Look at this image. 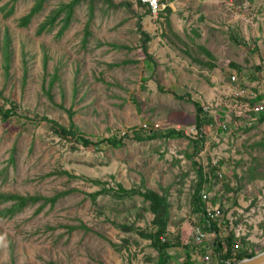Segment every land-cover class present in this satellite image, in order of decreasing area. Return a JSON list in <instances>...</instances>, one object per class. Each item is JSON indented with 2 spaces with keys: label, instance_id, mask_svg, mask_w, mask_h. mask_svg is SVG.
<instances>
[{
  "label": "rangeland",
  "instance_id": "1",
  "mask_svg": "<svg viewBox=\"0 0 264 264\" xmlns=\"http://www.w3.org/2000/svg\"><path fill=\"white\" fill-rule=\"evenodd\" d=\"M38 1L0 0V107L11 109L14 101L24 116L2 121L0 113V192L53 197L75 190L38 214L41 202L0 219V264H154L158 252L151 241L116 226L150 228L148 203L112 194L94 202L88 195L119 182L166 195L171 238L201 263L194 239L199 214L193 194L200 180L194 149L186 138L161 137L178 128L196 135L195 101L205 119H214L200 156L208 178L203 191L225 215L219 234L236 232L247 248L264 250V122L257 106L259 114L252 115L244 100L261 94L258 104L264 105V0H168L156 14L137 0H128L131 9L127 0H78L64 33L67 11L43 35L40 27L73 0H47L22 27ZM139 22L150 37L151 59ZM240 89L246 92L237 95ZM43 116L74 122L94 140L127 133L144 140L76 149ZM152 130L158 137L145 139ZM219 163L216 177L211 167ZM11 204L0 202V210ZM186 250L171 253L181 263Z\"/></svg>",
  "mask_w": 264,
  "mask_h": 264
},
{
  "label": "trees",
  "instance_id": "2",
  "mask_svg": "<svg viewBox=\"0 0 264 264\" xmlns=\"http://www.w3.org/2000/svg\"><path fill=\"white\" fill-rule=\"evenodd\" d=\"M47 0H39L37 4L31 8V10L28 12V14L24 17H22L20 21V25L22 27L28 26L32 19L39 14L45 7V3ZM78 0H73L71 3L64 5L63 7H60L59 9L55 10L53 14L50 16V18L44 23L38 32V34L43 35L44 33L51 31V29L56 24L57 20L64 14L65 11H67V15L65 16V25L62 29L61 33H64L70 26L71 17L73 14L74 6L76 5ZM168 0H160V2H165ZM138 4L145 9V12H148L150 14V10L147 3H144L142 0H137ZM123 4L127 5L129 9L132 8V1H125ZM168 11L171 12V7H166ZM163 15V12H162ZM168 25L171 26V21L168 20ZM139 29L144 36V52L148 55V59H151L150 54L148 53V46L147 43L150 41V37L145 31H142L141 24L139 22ZM118 48H124V46H116ZM207 54H209L208 50L206 48H203ZM7 53V59L10 62V55L9 51ZM10 67L8 66V69ZM176 95V93H173ZM182 98L183 96H178ZM263 99V96L261 94H257L254 98H248L244 99L248 102V105L251 107V114L257 115L259 114L256 110V106L258 104V101ZM11 109H6L4 107H0V113L2 115V121H9L15 116L18 117H24L19 109V106L14 101H10ZM195 106L197 110V127H198V134L195 136L188 135L184 132L171 130L165 135H161V137L164 138H170L172 136H178L180 138H186L190 141V147L194 149V153L191 155V159L194 161V165L197 168L198 174H199V181L197 184H195V191L193 194L194 198V213L201 214L204 209L206 208L207 204L204 201L202 191L204 188V185L207 178V173L205 171V163L201 159L200 156L201 153L205 150L207 146V142L209 141V128L213 126L214 119H205L204 115V107L202 106L201 102L195 101ZM261 112V111H259ZM264 112V111H262ZM260 113L259 122H264V113ZM257 117V116H256ZM27 120H34L38 119L36 117H25ZM42 122H47L50 124V129L53 131L54 134H56L58 137L62 139H73L75 141L74 148H80V145L86 147V148H98L101 144L104 142H110L111 145L115 147H119L122 145L127 144L128 140H137V141H143V135L140 133L135 134V136H131L129 133L121 136H114L109 137L104 140H94L92 137L85 134L79 127L76 125V123L72 122L70 126L60 124L58 121L50 119L47 116H43L40 118ZM144 131V128L142 129ZM148 134V133H147ZM157 134L152 130L149 132L147 137L145 139L153 140L155 139ZM221 167V164L219 163L218 166L211 167V171L215 176L216 170ZM62 174H68L70 176L72 175L68 170H63ZM119 187H110L108 186V183H106L101 189L91 192V194H88L91 199L94 202H97L98 199L107 194H112L117 199L125 200V199H134L135 197H141L144 199L146 203L149 205V212H151L154 216V219L152 220V226L150 228H141L136 225H128V224H117L116 226L120 229H122L124 232L128 233H136L139 237L142 239L151 241L152 247H154L158 255L155 259L154 264H206V263H198L196 261L195 254L191 252L190 247L187 245H180V243L177 240H174L171 238L172 234L168 229L169 226V220H170V203L168 201V198L166 195L160 194L155 189L152 188H142L138 186H134L131 188L126 187L123 183H118ZM75 189H69V190H63L60 192H57V194L53 197H46L42 195H21L19 192H0V202L1 203H12L10 207L4 208L0 210V219L4 220L10 217H15L18 214L22 213L26 208H28L31 205H35L37 203H40V206L36 210V214L40 213L45 206L48 204H51L54 206L56 202L61 198L69 194V192L73 191ZM213 204H216V198L213 200ZM71 230H74L77 228V226H71ZM78 228H84L86 229L84 224H80ZM217 233V237L215 239V263L214 264H226L227 262H233L236 260H241L243 258L251 257L255 255L257 252L254 249L247 248V240L244 236H238L236 232H231L228 235H221L218 234V227L217 225H214L213 230ZM161 238H164L165 241H162ZM129 240H126L128 242ZM236 244H238V247H236ZM119 250H121L120 246L118 244H114ZM182 246L183 248H186L187 255L184 257L181 261V263H178V261L174 258V256L171 253V249H175L176 247ZM203 253V251H202Z\"/></svg>",
  "mask_w": 264,
  "mask_h": 264
},
{
  "label": "built area",
  "instance_id": "3",
  "mask_svg": "<svg viewBox=\"0 0 264 264\" xmlns=\"http://www.w3.org/2000/svg\"><path fill=\"white\" fill-rule=\"evenodd\" d=\"M144 3L148 4L149 10L151 12H158L162 7L161 5H164L163 3L160 2V0H143ZM238 80V77L236 75H233L231 77V81L235 82ZM246 90L240 89L236 91L237 95H242L245 93ZM255 93L252 91L251 92V97H254ZM257 110L258 111H264V105L263 104H257ZM147 126H143V128H146ZM179 130V128H178ZM198 127L195 126L191 132L194 134H198ZM202 195L204 198V201L207 203L206 208L204 211L198 215V222L197 225L195 226V243L201 248V250L204 253L203 260L204 263L206 264H214L215 263V239L217 237V233L213 230L214 225L221 226L222 222L225 219V215L223 213L222 208L217 205V206H212L209 205V195L207 192L202 191ZM219 234V233H218ZM213 236V238H211ZM162 241H165L164 238H161ZM212 239V240H211ZM213 241L212 244H209L207 241ZM236 247H238V244H236Z\"/></svg>",
  "mask_w": 264,
  "mask_h": 264
},
{
  "label": "water",
  "instance_id": "4",
  "mask_svg": "<svg viewBox=\"0 0 264 264\" xmlns=\"http://www.w3.org/2000/svg\"><path fill=\"white\" fill-rule=\"evenodd\" d=\"M226 264H264V250L257 252L255 255Z\"/></svg>",
  "mask_w": 264,
  "mask_h": 264
},
{
  "label": "crops",
  "instance_id": "5",
  "mask_svg": "<svg viewBox=\"0 0 264 264\" xmlns=\"http://www.w3.org/2000/svg\"><path fill=\"white\" fill-rule=\"evenodd\" d=\"M211 238H213V236L211 237ZM212 240V239H211ZM209 244H212V242L209 240V241H207ZM186 253H187V251H186ZM202 256H204V253L202 254ZM203 258V257H202ZM201 262V261H200ZM201 263H204V260L201 262Z\"/></svg>",
  "mask_w": 264,
  "mask_h": 264
}]
</instances>
